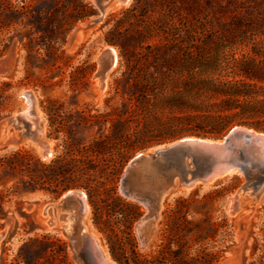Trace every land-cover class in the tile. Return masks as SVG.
Instances as JSON below:
<instances>
[{
    "label": "rangeland",
    "instance_id": "rangeland-1",
    "mask_svg": "<svg viewBox=\"0 0 264 264\" xmlns=\"http://www.w3.org/2000/svg\"><path fill=\"white\" fill-rule=\"evenodd\" d=\"M105 3L96 22L94 0H0V157L28 155L22 170L0 169V264H78L63 233L70 209L59 204L69 190L86 193L82 223L116 264H264V190L244 189L237 169L212 183L176 180L144 246L135 225L145 206L120 190L138 154L188 136L222 140L238 121H264V79L242 73L264 74V0ZM111 46L118 60L101 89L98 60ZM25 91L52 156L32 140L9 143ZM224 98L233 107L220 113L232 124L205 134L206 116L218 113L207 104ZM94 140L103 153L87 150ZM63 156L75 159V173L58 176V187L42 183L44 164ZM70 179L97 191L63 190Z\"/></svg>",
    "mask_w": 264,
    "mask_h": 264
},
{
    "label": "bare ground",
    "instance_id": "bare-ground-1",
    "mask_svg": "<svg viewBox=\"0 0 264 264\" xmlns=\"http://www.w3.org/2000/svg\"><path fill=\"white\" fill-rule=\"evenodd\" d=\"M117 2L120 3L121 0H117ZM111 48H112L111 52L116 54L115 49L112 46ZM107 58H108L107 54L103 51L100 54V57L98 60L99 71L102 68H107V62H108ZM117 60L118 59H117V54H116V61ZM116 61H115V64H116ZM99 71L97 72V74L100 76L101 89H105L108 73L106 74L103 73L104 78L102 81V75ZM30 92L29 91L24 92L27 103H28V107L25 109L24 112L17 114L16 119L18 120L20 126H22L21 127L22 130L23 129L30 130L29 133L31 134V137H32V136H38V134H36L39 128L37 122L40 121L41 116L37 117L39 121L38 119L37 120L33 119V116H32L33 113L30 112V110H31V107L33 106V102L35 101V98L34 96H33V99L31 98L33 100L31 104L32 100H30L29 96L27 95V93L29 94ZM25 119H26V122L24 121ZM34 124L36 125L35 129L37 130L32 128V125ZM244 127L249 132L255 131L257 133H260L261 136L263 137V142H264V132L258 131L248 126H244ZM40 129H41V132H44L43 128H40ZM200 140L201 138H199V141ZM205 140L207 144L223 141V140H212V139H205ZM46 141L47 140H45L44 142ZM45 150L48 156L53 155V150L49 144L46 145ZM251 151L252 153H255L257 157H260V160L249 162V167H245V169L243 170L244 175L247 180L246 183L243 184V186L247 188L248 190H251L253 187L257 186V183H259V185L257 186V190H264V145L256 144L254 145L253 150ZM261 153L263 155L262 157L261 155H259ZM226 155H227L226 152H222V157H225ZM176 161L179 162V164H181L183 167H187L189 169L194 166V163L192 162L191 158H187L183 155L179 159H178V156L174 154H172L171 156L169 155L168 157L167 156L160 157V156H157L154 153V151H151V150L148 153L139 154V156H137L130 163L131 169L129 170V173H128L129 174L128 175L129 186L122 189L121 190L122 193L125 196H129L128 193L130 194L133 193L134 195H137V197L141 196V197L147 198L149 202L154 201L153 203L148 204V205H146L144 202H139L143 206H145V212L143 213L141 218L136 223L135 231H136V235L138 236V239L142 246H144L147 240L151 237L154 225H156V221L158 219L160 208L162 206V199H163V196H164V193L167 187L165 188L163 187L162 189H160V187L165 185V183L174 184L176 180H179L181 178L180 173H182V170L180 166L178 165V163H176ZM178 166H179V169L177 168ZM232 172L233 170H231V168L229 170H222V171L214 172L210 178L211 183L215 179L220 178L225 174H230ZM187 176L190 177V174L188 173ZM196 182H198V180H195L193 184H195ZM72 192H75V190H73ZM129 197H133V196L130 195ZM78 198L79 197H75L73 195L69 198V200L66 201L65 206H69L68 208L70 209V211L74 213L71 215L70 220L67 221L68 224L64 225V230H63L64 234L69 237L70 247L75 255V258L77 259L78 264H83L82 257L79 256L78 251L82 247L84 237L86 236H88L92 240L93 252L100 253L103 257V260L107 262L108 264H116L113 260L109 258L107 252L103 249L102 244L99 243L98 238L94 235H91L85 229V226L82 223V219L85 216V214L89 212L90 205L86 200L87 196L86 198L85 197L83 198V201L79 200ZM237 203H238V193H236V195L232 199V208H235L237 206Z\"/></svg>",
    "mask_w": 264,
    "mask_h": 264
},
{
    "label": "water",
    "instance_id": "water-1",
    "mask_svg": "<svg viewBox=\"0 0 264 264\" xmlns=\"http://www.w3.org/2000/svg\"><path fill=\"white\" fill-rule=\"evenodd\" d=\"M96 5L98 6L100 13L96 18V22L100 21L105 13L106 10V0H94ZM117 1V0H116ZM128 0H121L120 3L127 2ZM119 3V2H118ZM112 48L108 47L104 50V52L108 56L107 68H102L100 71L102 75V81L104 78V74L108 73L112 67L116 66V54L112 53ZM7 64V59L0 60V72L5 70V66ZM110 67V68H108ZM104 73V74H103ZM26 122V119L24 120ZM14 126L19 130L17 136H12L9 138L10 144H18L24 140H32L36 142L41 150L42 156L48 157L47 152L45 150L46 145L44 144V140H41L38 136H41L42 133H39L37 130L36 134L39 133L38 136H32L29 133L30 130L23 129L20 126L16 116L12 119ZM199 138L201 140L199 141ZM208 138H203L199 136H188L181 138L177 141H174L170 144L159 146L155 148L153 151L157 156L164 157V156H171L172 154L178 156V159L183 155L187 158H191L194 166L192 168L183 167L179 162L178 165L180 166L182 173H180L181 178L179 179L180 184H189L193 185L195 180L198 181H211L210 178L214 172L222 171V170H239L244 174L243 170L245 167H249V162L251 161H259L260 157H257L255 153H252L254 145L256 144H263V137L260 133L255 131L249 132L246 128L242 125H236L232 127L226 136L222 139V142H214L207 144L206 140ZM222 152H226V156L222 157ZM261 157L263 156L262 153L259 154ZM138 155L131 159L134 160ZM128 163L127 167L124 170V173L121 178V186L120 190L124 189L125 187L129 186L128 184V173L131 169L130 163ZM171 162V161H170ZM179 166L177 167L179 169ZM190 174V177L187 174ZM177 182V181H176ZM176 182L174 184H167L161 186L160 189L163 187H167L165 193L169 191L172 187L176 186ZM259 183H257V186ZM244 189L247 190L243 186ZM73 190L67 191L64 195H62L59 204L64 208L66 205V201L69 200L71 196L79 197L78 199L83 201V198H86V193L80 190ZM122 192V191H121ZM74 193V194H73ZM164 193V195H165ZM129 197L132 200L138 202H144L146 205L153 203L154 201H148L145 197H137L133 193H128ZM76 200V199H75ZM79 256L82 257L83 264H108L103 260V257L100 253L93 252V243L91 238L88 236L84 237L82 247L78 251ZM75 256V255H74ZM77 260V259H76Z\"/></svg>",
    "mask_w": 264,
    "mask_h": 264
},
{
    "label": "trees",
    "instance_id": "trees-1",
    "mask_svg": "<svg viewBox=\"0 0 264 264\" xmlns=\"http://www.w3.org/2000/svg\"><path fill=\"white\" fill-rule=\"evenodd\" d=\"M24 8V7H22ZM136 7H133L131 10L135 11ZM84 17V15L80 14L77 15L75 19H82ZM57 38L52 39L55 40ZM51 40L46 38V42L45 43H50ZM258 69L260 67H257ZM246 77H259V79H264V74L260 71V70H256V73H251L247 70H243L242 72ZM208 86L209 87H213V89L215 91H218L220 93L224 94V90L222 91V88L220 87V85L217 83H213V82H208ZM145 92V91H144ZM146 94H147V90H146ZM231 98H224L221 99L220 101H216V102H209L207 104L208 107L210 108H218L217 110H215V112H218L216 114H208V116L211 118L213 121H211V126L209 128H203V129H208L205 130L204 133H216V134H220L222 133L224 130H226L231 124V121H227L224 122L223 119L226 116L223 113L220 112H224L225 110H230L232 109V102H231ZM237 107V106H234ZM239 107V106H238ZM208 112H211V110H207ZM129 119H127L125 121V124H127ZM238 125H249V126H253L257 129H262L264 130V121L258 122L257 124H252L249 123L247 121H238ZM199 134V133H198ZM106 145L104 144V142L100 141V140H94L91 145L89 146V148H87V150H91L92 152H95L96 154H101L103 153L104 149H105ZM66 156V155H65ZM56 157L55 159H53L49 164H44L45 169L42 171V176H41V180L42 183H50V184H55L57 186V181H58V176H65V175H71L75 173L74 170V163H75V159H68V157ZM28 155L20 150H17L14 152L12 157L9 158H5V157H0V169L4 168L6 171L7 170H13V171H18V170H22L23 167H25L28 162ZM81 162V166L80 167H85L84 165H87L88 162H86L84 159H80ZM84 173V172H83ZM63 185V190H66L70 187H83L85 189H88L92 192L97 191L93 188H91L90 185H88V182H81L78 183L77 180L74 179H70L68 182H66V184H62ZM58 187V186H57Z\"/></svg>",
    "mask_w": 264,
    "mask_h": 264
},
{
    "label": "flooded vegetation",
    "instance_id": "flooded-vegetation-1",
    "mask_svg": "<svg viewBox=\"0 0 264 264\" xmlns=\"http://www.w3.org/2000/svg\"><path fill=\"white\" fill-rule=\"evenodd\" d=\"M29 92H30V91H29ZM27 95L29 96L30 100L33 99V95H32L31 92H30L29 94L27 93ZM31 98H32V99H31ZM32 102H33V100L31 101V104H32ZM34 104H35V101L33 102V106L31 107L30 112L33 113V115H32V116H33V119L37 120L38 118L34 116V112H33V110H34ZM23 112H24V111H23ZM34 117H35V118H34ZM38 121H39V119H38ZM36 122H37V121H36ZM33 126H34V127H33ZM35 127H36L35 124L32 125V128H33V129H35ZM38 127H39V126H38ZM39 129H40V128H38V130H39ZM35 130H37V129H35ZM40 132H41V129L39 130V133H40ZM39 133H38V135H39ZM41 133H43V132H41ZM38 137L40 138V136H38ZM45 143H46V142H45ZM45 143H44V144H45ZM46 145H48V144L46 143ZM65 207L68 208L69 206H65ZM68 209H69V208H68ZM73 213H74V212H71V211H70V214L67 213V214H62V215H61L62 218H63V217L65 218V219H64L65 221L62 223V225H63V230H64V225H65V224H68L67 221L70 220V217H71V215H72ZM67 215H69L68 218H66ZM63 233H64V232H63Z\"/></svg>",
    "mask_w": 264,
    "mask_h": 264
}]
</instances>
